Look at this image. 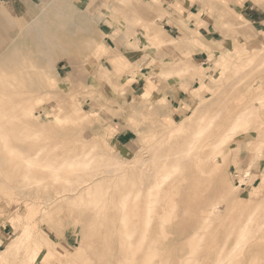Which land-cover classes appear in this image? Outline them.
Masks as SVG:
<instances>
[{"label": "rangeland", "instance_id": "374dc122", "mask_svg": "<svg viewBox=\"0 0 264 264\" xmlns=\"http://www.w3.org/2000/svg\"><path fill=\"white\" fill-rule=\"evenodd\" d=\"M56 1L58 0H4L18 22L6 32L7 35L14 34L19 27L27 26L38 17L48 24L50 39L49 43L41 44L37 51L29 52V58L23 60L24 66L21 65L20 68H27L23 69V74L27 73L24 74L25 77H6L7 82L19 83L20 87H16L17 91L11 98L4 96L6 101L2 102V106L9 110L10 107H17L19 103L32 100L35 114L32 119H24L22 122L16 120V125L9 126L12 135L15 133L14 136L18 135L21 141L15 137L10 144L13 146V153L8 152L7 155L4 151L6 157L3 162L0 159V251L10 246L7 254L0 255V264H124L122 257L125 264H264V166L262 172H257L261 160L260 145L264 143V37H255L248 47H239L237 44L232 46L231 40L225 42L227 45L217 44L215 51L221 56L218 63H209L210 72L205 76V73L199 70L200 64L196 65L191 61L157 64L156 59L163 55V50L168 51L178 46V42L174 40L167 42L160 39V24L158 25L154 18L164 17V10L161 9V14H157L155 10L157 5L162 6L161 1ZM211 1L215 5L221 2ZM221 9H215V12L219 16L229 17L231 22L225 25L217 24L216 28L221 33L225 29L228 30L227 38L230 39L228 36H235L240 30L249 28L246 22L237 17L232 19L231 15ZM66 22L69 23L68 26ZM103 23L119 28V32L124 31L128 47L134 50H139L140 44L131 40V37L137 40V35L142 32L136 29H145L149 25L155 33L149 35V43L145 44L144 59L148 58L150 61L134 64L129 70L130 65L123 72L110 71L103 66L104 63L96 62L98 59L94 60L95 51L100 48H97L98 44L94 42L96 38L93 40L91 37H94L95 31ZM79 26L83 27V31ZM20 38L19 46L23 48L24 44ZM87 38L89 40H85ZM192 41L197 46L201 44L196 39ZM53 42L58 45H52ZM61 47H65L67 52H63ZM50 62L52 66H49ZM61 65H66L64 78H59L57 74ZM141 67L143 71L136 72ZM93 68L100 72L95 75ZM165 72L170 74H164L154 80V86L153 82L147 79V74L156 76ZM138 76L144 79L140 81V88L134 92L130 86ZM204 76L206 85H202ZM180 81L185 84L193 83L194 87L199 89L194 90L193 95L188 96V99L183 100L181 107L175 109L169 102L167 93L176 91V83ZM144 86L143 95H138L143 92ZM78 106L89 112L90 116L84 122L72 120L74 115L71 113L75 114ZM14 110L16 112L18 109ZM14 110L8 111L9 119L15 114ZM65 114L67 115L64 116ZM211 114L214 115L215 125L207 132V139L200 144L229 137L227 142L216 156L213 155L215 158L211 155L213 148L209 146L200 148L201 151L197 149L190 156H184L181 148H186L191 143V134L197 128V122H208ZM238 114L239 122L236 121ZM122 125L134 130L133 140L130 144L118 148L111 144V138L118 130L117 127L121 128ZM15 152L19 154L16 155ZM195 154H202L203 157L201 155L198 157L200 159L196 160ZM76 158L89 162L84 164L85 166L77 167L79 176L86 173L104 174L101 173L104 170L118 174L115 176L112 172L114 175L106 177L108 180L104 177V181H99L94 191L86 189L87 192L82 195L74 194L78 198L74 195L55 196L54 192L57 190L77 186V179V182L75 179L66 181L70 170L65 168L59 171L60 180L54 181L48 189L43 185L29 183L24 190L23 186L22 190H18L16 184L22 180V172L30 170L32 173L36 172V175L44 174L46 180H51V166ZM5 159L10 166L7 163L2 165L6 162ZM25 159L35 160V163L38 160L39 166L29 169L23 166ZM177 163L180 168L171 173L172 178L163 182L160 191H157L159 193H153L157 189L154 187V177L173 169V165ZM198 171L201 174H198ZM246 171L249 172L248 176ZM76 173L78 171L72 175L73 178H77ZM141 191L144 198L153 193L152 199H158L157 203L153 202L155 207L152 204V214L148 211L149 203L148 207L144 206L149 199L146 198L147 201L141 198ZM131 193L141 197L133 195V198ZM155 194L156 196H153ZM119 196L123 202L125 200V204L132 203L131 207H127L128 211L126 206H123L124 211L120 210L123 203ZM39 198L44 199L43 203L47 204L37 205L36 200ZM54 198H58L57 202ZM136 199L140 200L142 205L139 206L140 203L138 204ZM117 203H120V208ZM44 206L48 207V212L41 216L39 207ZM205 207L208 210H205ZM146 213L150 214L149 218L144 217L148 215ZM142 216L147 220H142ZM131 217H137L135 222ZM163 218H166V221ZM122 225L123 228H120ZM131 229L134 234H128V238L125 233L131 232ZM143 232H146L145 236L141 235ZM141 236L144 239L150 236L149 240L146 239V244ZM141 239L144 247L140 243ZM132 243L133 250L129 248ZM125 248L130 251H124ZM134 249H140L142 255L134 252ZM144 254L151 256L149 260L155 257V261L152 259V263ZM129 255L132 257H128ZM139 256L142 257L141 261ZM133 257L139 261H130Z\"/></svg>", "mask_w": 264, "mask_h": 264}, {"label": "crops", "instance_id": "0c3cea01", "mask_svg": "<svg viewBox=\"0 0 264 264\" xmlns=\"http://www.w3.org/2000/svg\"><path fill=\"white\" fill-rule=\"evenodd\" d=\"M147 1V0H144ZM162 6L157 5L155 10L157 14H161V9L164 10V17L154 18L161 28L162 37L160 39L166 40L167 42L176 41L178 42L177 48H170L168 51L163 50L156 59L157 64L162 62H168L170 64L179 63L180 61H191L193 64H200V72H204L205 76L210 72L208 69L211 68L209 63H218L221 54H217L215 51L216 45L223 46L225 42L231 40L232 46L236 44L239 47H248L251 45V41L257 38L264 37V0H221L219 4H214L211 0L199 1V0H159ZM213 3V5L210 3ZM161 5V4H160ZM160 7V8H159ZM223 9L231 18H239L243 22H246L248 27L245 31L240 30L235 36H228L224 30L222 33L217 30L216 25H225L230 23L229 17L219 16L215 12V9ZM150 11V9H149ZM217 11V10H216ZM141 34L137 35V40L133 39L140 44L139 50H134L128 47L127 37L125 32H119V28L113 27L110 24L103 23L95 31L94 37L97 41L96 62L100 61L104 63V67L108 69L123 72L128 66L129 70L134 64L140 62H149L148 58L144 59L145 56V44L149 43V35L154 34L149 25L143 29L142 27L137 28ZM186 31V32H185ZM145 42H144V40ZM201 42L200 46H197L192 40ZM131 41V43H133ZM184 41V42H183ZM231 44V43H230ZM162 46V44H158ZM227 45V44H226ZM98 51V52H97ZM160 52V51H159ZM222 53V52H221ZM217 58V59H216ZM209 60V61H207ZM116 62L121 64L117 65ZM66 65H61L57 69L59 78H64V68ZM162 67V66H160ZM141 69H137L136 72H142ZM142 70V71H141ZM68 73V72H66ZM203 73V74H204ZM200 78L204 81L203 84H207L206 77ZM142 76L136 77L131 84V90L137 91L140 85V81H143ZM197 79V80H200ZM147 84V82H146ZM145 84V86H146ZM187 84V83H186ZM185 82L176 83V91L168 92L167 96L171 105L176 109L181 107L183 100L188 99V96H192L193 91L198 90L199 87H194L195 84H187ZM138 94L143 95L145 91ZM201 86V85H200ZM201 88V87H200ZM137 95V94H136ZM117 127L111 138V144L118 148L130 144L133 140V129L129 127ZM261 149V160L259 163L258 173L262 172L264 166V143L260 145Z\"/></svg>", "mask_w": 264, "mask_h": 264}, {"label": "bare ground", "instance_id": "6f19581e", "mask_svg": "<svg viewBox=\"0 0 264 264\" xmlns=\"http://www.w3.org/2000/svg\"><path fill=\"white\" fill-rule=\"evenodd\" d=\"M29 1V0H28ZM32 1V0H31ZM59 1V0H58ZM58 1H56V2H58ZM152 1H154V0H152ZM36 2V1H35ZM42 2H44V0H42ZM41 2V3H42ZM60 2H62V1H60ZM67 2V1H66ZM65 2V3H66ZM71 1L69 0V3H70ZM12 3V2H11ZM25 3V2H24ZM52 3V2H51ZM64 3V4H65ZM90 3V2H89ZM100 3H102V1L100 2ZM211 3V2H210ZM27 4V3H26ZM36 4V3H35ZM58 4V3H57ZM91 4V3H90ZM94 3H92V5H93ZM212 5H213V3H211ZM9 5V4H8ZM62 5V4H61ZM101 5V4H100ZM108 5V4H107ZM118 5V4H117ZM66 6V5H65ZM75 6V5H74ZM119 6V5H118ZM121 6V5H120ZM130 6V5H129ZM57 7V9H58V5L56 6ZM114 7V6H113ZM123 7V6H122ZM121 7V8H122ZM27 8H28V6H27ZM125 8V7H124ZM160 8V7H159ZM30 9V8H29ZM28 9V10H29ZM44 9V11H45V8H43ZM65 10L67 9V8H64ZM68 9H69V5H68ZM59 10H60V8H59ZM74 10V9H73ZM73 10L71 11V12H73ZM79 10V9H78ZM89 10V9H88ZM87 10V11H88ZM122 10H124V9H122ZM222 10V9H221ZM58 11V10H57ZM63 11V10H62ZM86 11V12H87ZM95 11V10H94ZM219 11V10H218ZM225 11V10H224ZM43 12V11H42ZM58 12H60V11H58ZM83 12V11H82ZM93 12V11H92ZM96 12V11H95ZM220 12V11H219ZM61 13V12H60ZM78 13H79V11H78ZM29 14V13H28ZM72 14H74V13H72ZM76 14V13H75ZM95 14V13H94ZM41 15V14H40ZM57 15V14H56ZM56 15H55V18H56ZM62 15H63V13H62ZM69 15V14H68ZM97 15V14H96ZM96 15H94L95 17H96ZM103 15V14H102ZM224 15V14H223ZM231 15V14H230ZM37 16H39V15H37ZM91 16H92V14H91ZM225 16V15H224ZM58 17V16H57ZM60 17V16H59ZM58 17V18H59ZM62 17V16H61ZM68 17V16H67ZM67 17H64V18H67ZM71 17H74V16H71ZM128 17V16H127ZM126 17V18H127ZM130 17V16H129ZM75 18V17H74ZM92 18V17H91ZM101 18H102V16H101ZM95 20H96V18H94ZM67 22H69V20L68 19H65ZM70 20H71V18H70ZM93 20V19H92ZM94 20V21H95ZM33 22L32 23H30V24H27V26H25L24 25V23H23V25L25 26H23L22 28L21 27H19V29L14 33V34H9V35H7V31L10 29V28H12V26L13 25H15L16 24V22H17V19H16V17L12 14V12L10 11V9L8 8V6L4 3V0H0V159H2V162H3V159L6 157L5 155L7 154L8 155V152L9 153H13V151H14V149H13V146H11L10 144L12 143L11 141L12 140H15L14 138L16 137L17 139H18V135L17 136H14V134L12 135V133H11V130H10V128H9V126L10 127H12L13 125H16L15 124V122H16V120L17 121H21V120H24V119H32L33 118V115L35 114H33V112H35V110L33 111V103L30 101V100H27L26 102H24L23 104H20L19 103V105H17V107H15L14 106V108L13 107H10L9 108V110L8 109H6V108H4L3 106H2V102L4 101H6L5 100V98L7 97V96H10V98H11V96L12 95H14V93L17 91L16 89L18 88V87H20L16 82H7V80H6V77L9 75V76H12V78H14V77H25V75L27 74V73H24L23 74V72H24V70L23 69H27V68H20L21 67V65L23 64V60H25L26 58H29L28 57V53L29 52H31V51H37V49H40V47H41V44H44V43H49V39H50V32H49V29L47 28L48 26V24L47 23H45V22H43L42 21V19H40L39 20V18L37 17L36 19H33L32 20ZM98 21V20H97ZM100 21H101V19H100ZM53 22H55V21H53ZM65 22V21H64ZM66 22V23H67ZM96 22V21H95ZM154 22V21H153ZM156 22V21H155ZM18 23V22H17ZM61 23V22H60ZM66 23H62V24H66ZM76 23V22H75ZM74 23V24H75ZM68 24L69 23H67V25L66 26H68ZM100 24V23H99ZM76 25V24H75ZM60 27V26H59ZM80 27V26H79ZM66 28V27H65ZM83 28V27H82ZM82 28L80 27V30L81 31H83L82 30ZM130 28V27H129ZM60 29H62V28H60ZM75 29V28H74ZM64 30V29H63ZM66 30V29H65ZM85 30V29H84ZM87 30H88V28H87ZM233 30V29H232ZM59 31V30H58ZM67 32V31H66ZM186 32V31H185ZM228 33V32H227ZM76 34V33H75ZM125 34V33H124ZM22 39H21V38ZM86 37H88V35L86 36ZM21 39V41L23 42V48H20V46H19V41H18V39ZM91 38H93V40H94V38L95 37H91ZM57 39V38H56ZM129 39V38H128ZM85 40H89V38H87V39H85ZM91 40V39H90ZM94 42H96L97 43V41L96 40H94ZM184 42V41H183ZM51 43H52V41H51ZM93 43V42H92ZM91 43V45H93ZM21 44V43H20ZM52 45H55V46H57L54 42H53V44ZM61 46V45H60ZM54 47V46H53ZM63 50L64 49H66L65 47H61ZM157 49V48H156ZM62 50V51H63ZM171 50V49H170ZM40 51V50H39ZM61 51V52H62ZM66 50H64L63 52H65ZM67 52V51H66ZM164 52V51H163ZM158 53V52H157ZM64 54V53H63ZM39 56V55H38ZM62 56H64V55H62ZM41 57H42V54H41ZM65 58V57H64ZM87 59V58H86ZM75 62V61H74ZM27 63V62H26ZM49 63V62H48ZM71 65V64H70ZM22 66H24V65H22ZM46 66H47V64H46ZM49 66H52V64H51V62H50V65ZM49 66H47V67H49ZM181 69V68H180ZM179 69V70H180ZM23 70V71H22ZM93 70H94V74L95 75H97V72H100L98 69H96V68H93ZM27 71V70H26ZM45 72V71H44ZM183 72H185L184 71V69H183ZM46 73V72H45ZM45 73H44V75H45ZM92 73V74H93ZM164 74H170V73H160V75L158 74V75H156V76H153V75H151V74H147V79H148V81L149 82H153V86L155 85V82H154V80H156V79H158L159 77H161L162 75H164ZM38 75V74H37ZM155 75V74H154ZM47 76V75H46ZM19 79H21V78H19ZM26 80V79H25ZM12 81V80H11ZM23 81H24V79H23ZM27 81H28V79H27ZM35 81V80H34ZM26 82V81H25ZM31 82V81H30ZM37 82V81H36ZM163 82V81H162ZM24 83V82H23ZM32 84H34V83H32ZM23 86V85H22ZM28 86V85H27ZM26 86V88H28ZM17 87V88H16ZM32 87V86H31ZM21 90H22V87H21ZM24 90H26V89H24ZM23 90V91H24ZM27 91V90H26ZM4 96H5V98H4ZM16 97V96H15ZM29 97H31L30 95H29ZM33 97V96H32ZM31 97V98H32ZM26 98H28V97H26ZM62 101V100H61ZM16 102H18V101H16ZM15 104H17V103H15ZM68 104H70L69 102H68ZM74 105V104H73ZM75 106V105H74ZM212 106H213V104L209 107L210 109L212 108ZM68 108V107H67ZM70 108V107H69ZM78 108H79V106H78ZM14 109H18L16 112H15V110ZM65 109V108H64ZM10 110H14V113L15 114H13V116H10L11 117V119H9V112L8 111H10ZM82 110V108L80 109H76L75 110V114H73V113H71L72 115H74V116H72V120L74 121V122H84L85 121V119H87V118H89V112H87V111H81ZM207 110H208V108H207ZM13 112V111H12ZM69 112H70V110H69ZM68 112V113H69ZM200 112V111H199ZM67 113V114H68ZM67 114H65L64 116H66ZM212 115V114H211ZM63 116V117H64ZM213 117H214V115H212L211 117H209L210 119H209V121L208 122H197L198 123V126H197V128H196V130L191 134V136H193L192 137V141H191V143L189 144V145H187L186 146V148H181V152L184 154V156H186V155H191L192 153H194V152H196V150L198 149V151H201L200 150V148H203L204 146H209V147H211V148H213V154H211L212 156L214 155V156H216V153H219V150H220V148L227 142V139L229 138V137H222V138H219V139H217V140H215V141H213V142H211V143H208V144H204V145H201L200 143H202V142H204L206 139H207V132H209L210 130H211V128L215 125V122H213ZM65 118V117H64ZM69 118V117H68ZM218 118V117H217ZM202 119V118H201ZM204 119L205 118H203V121H204ZM65 120V119H64ZM70 121V120H68V121H70V122H73V121ZM67 121V122H68ZM236 121L237 122H239L240 121V115L238 114L237 115V117H236ZM22 122V121H21ZM28 125V124H27ZM66 128V127H65ZM27 130V129H26ZM25 131V130H24ZM26 132V131H25ZM24 132V133H25ZM19 133V132H18ZM29 133H31V132H29ZM21 134H23V133H21ZM20 134V135H21ZM24 135H27V134H24ZM23 137V136H22ZM33 137V136H32ZM20 138V137H19ZM38 138V137H37ZM29 139H31L30 137H29ZM28 138H27V140H29ZM19 141H21L20 139H18ZM17 142V141H16ZM22 143H24V142H22ZM14 145V144H13ZM209 147L207 148V149H209ZM15 148V147H14ZM17 149V148H16ZM15 149V150H16ZM18 150V149H17ZM180 150V149H179ZM205 150V149H204ZM4 151L5 152H7L6 154H4ZM19 151V150H18ZM58 151V150H57ZM209 151V150H208ZM178 152V151H177ZM17 153L18 152H15V154L17 155ZM169 153V152H168ZM19 154V153H18ZM22 154V153H21ZM170 154V153H169ZM179 154V153H178ZM204 154V153H203ZM12 155V154H11ZM195 155H197V154H195ZM202 154H198L197 155V158H196V160H198V159H200V158H198L199 156H201ZM10 156V155H9ZM35 156V155H34ZM83 156H85V155H83ZM170 156H171V154H170ZM181 156V155H180ZM188 156V157H189ZM213 156V157H214ZM12 157V156H11ZM19 157V156H18ZM86 157H87V155H86ZM176 157V156H175ZM182 157V156H181ZM202 157H203V155H202ZM25 158V157H24ZM38 158H39V156H38ZM215 158V157H214ZM16 159H17V157H16ZM15 159V160H16ZM31 159H32V157H31ZM46 159V158H45ZM85 159V157H83V160ZM89 158H87V160H88ZM168 159V158H167ZM170 159H171V157H170ZM178 159V158H177ZM185 159V158H184ZM190 159V158H189ZM211 159H212V157H211ZM8 160H9V158H8ZM23 160V159H22ZM26 160V163L25 164H23V166L25 165L27 168H29V169H32L34 166H39L38 164V160L36 161V163L34 162V161H32V160H27V159H25ZM82 159H75V160H70V161H65L64 163L62 162L60 165H57V166H51L50 168H52L53 167V170H51L52 172H51V174L53 175L52 176V178L53 179H48V180H46V175H44V174H41V176L38 174V175H36L35 173L36 172H34V173H32V172H30V170H27V171H25V172H22V174H21V177H22V180H20L19 181V184L17 185L16 184V186H18V190H19V188L21 189L22 188V186H23V190H24V188L26 187V184H29V183H31L32 185H36V186H38V185H43V187L44 188H49L50 186H52L54 183V181L56 182V181H58V180H60V170L61 169H63V168H65V169H68V171L70 170V172H69V174H68V177H67V180L66 181H71L72 179H77L78 180V183H77V186H72V187H68V188H63V189H61V190H57L56 191V189H55V191L56 192H54L55 193V196L56 197H64V196H72V195H74V194H76V195H78V194H80V195H82L84 192H87L86 191V189L88 190V189H91L92 191H94L97 187H98V182L99 181H104V177H105V180H108V178L106 179V177H111L112 175H114L115 174V172H113V171H106V170H104V172H101V173H104V174H100V173H95V174H89V173H86L84 176H79L80 175V171L79 170H77V167H81L82 165H84V164H89V162L88 161H83ZM208 160H210V159H208ZM1 161V160H0ZM4 161H6V159L4 160ZM24 161V160H23ZM40 161V160H39ZM182 161L184 162L185 160H183L182 159ZM203 161V160H202ZM211 161V160H210ZM186 162V161H185ZM198 161H196V163H197ZM200 162V161H199ZM207 162V161H206ZM7 163V161L5 162V163H2V165H4L5 166V164ZM18 163H19V161H18ZM201 163V162H200ZM204 163V162H203ZM1 164V163H0ZM8 164V163H7ZM6 164V165H7ZM14 164V163H13ZM17 164V163H16ZM48 164V163H47ZM210 164H212V161L210 162ZM9 166H10V164H8ZM18 165V164H17ZM44 165H46V164H44ZM43 166V165H42ZM85 166V165H84ZM195 166V165H194ZM207 166V165H206ZM213 166H215V165H213ZM14 167H16V165H14ZM44 167V166H43ZM46 167H47V165H46ZM197 167H198V164H197ZM17 168V167H16ZM20 168V167H19ZM48 168H49V165H48ZM49 168V169H50ZM180 168V164L179 163H177V164H174L173 165V169H171V170H169L168 172H166V173H163V174H161V175H156L155 177H154V180H153V182H154V187H156L157 189H155L156 191H154L153 193H159V192H157L158 190H159V188L161 187V185L163 184V182L165 183L167 180H168V178H170L171 177V173L173 172V171H175V170H177V169H179ZM1 169V168H0ZM34 169V168H33ZM196 169V168H195ZM34 171V170H33ZM36 171V170H35ZM62 171V170H61ZM76 171H78V173H76L77 174V178H73L72 177V175L73 174H75V172ZM98 171V170H97ZM102 171H103V169H102ZM164 171V170H163ZM201 171V170H200ZM202 171H203V169H202ZM1 172V171H0ZM42 172V171H41ZM114 174H113V173ZM118 172V171H117ZM156 172V171H155ZM197 172V171H196ZM195 172V173H196ZM3 174V173H2ZM118 174V173H117ZM117 174H115V176H117ZM155 174V173H154ZM198 174H201V173H199V171H198ZM205 174V173H204ZM186 175V174H185ZM249 175V172L248 171H246V176H248ZM2 176V175H1ZM3 176H5V174L3 175ZM2 176V177H3ZM114 176V177H115ZM119 176V175H118ZM187 176H188V174H187ZM186 176V177H187ZM201 176V175H200ZM1 177V178H2ZM48 177V176H47ZM114 177H112V178H114ZM120 177V176H119ZM185 177V176H184ZM183 177V178H184ZM117 178V177H116ZM172 178V177H171ZM65 179V178H64ZM115 179V178H114ZM118 179V178H117ZM134 179V178H133ZM132 179V180H133ZM198 179H200V177L198 178ZM4 180H5V178H4ZM8 180V179H7ZM77 180H76V182H77ZM116 180V179H115ZM3 181V180H2ZM243 181V180H242ZM241 181V182H242ZM5 182V181H4ZM33 182L35 183V184H33ZM21 183V184H20ZM23 183V184H22ZM113 183V182H112ZM133 183V182H132ZM168 183V182H167ZM170 183V182H169ZM14 184V183H13ZM30 184V186H32ZM56 184V183H55ZM138 185V184H137ZM145 185V184H144ZM147 185H148V183H147ZM166 185V184H165ZM5 186V185H4ZM13 186V185H12ZM29 186V185H28ZM28 186H27V188H28ZM140 186V185H139ZM138 186V187H139ZM14 187V186H13ZM33 187H35V186H33ZM54 187V186H53ZM129 187V186H128ZM146 187V186H145ZM120 188V187H119ZM151 188V187H150ZM16 188H14V190H15ZM21 189V190H22ZM31 189V188H30ZM35 189V188H34ZM43 189V188H42ZM132 189H133V186H132ZM40 190V189H39ZM46 190V189H45ZM135 190V189H134ZM134 190L132 191V192H134ZM47 191V190H46ZM51 191V190H50ZM125 191V190H124ZM160 191V190H159ZM16 192V191H15ZM21 192V191H20ZM40 192V191H39ZM137 192H139V190L137 191ZM136 192V193H137ZM142 192V195H141V193H140V195L141 196H143V191H141ZM29 193V192H28ZM111 193H112V191H111ZM125 193V192H124ZM123 193V196L125 195ZM135 193V192H134ZM153 193H151V194H153ZM16 194H17V192H16ZM22 194V193H21ZM30 194V193H29ZM128 194H129V192H128ZM132 194V196L134 195L133 193H131ZM146 194V193H145ZM151 194H148L149 196H147V197H145L144 198V196L143 197H141V196H139V194H137L135 197H141V198H144V199H149V201L147 202V204L146 205H144V206H147L148 207V203H149V208H148V211H149V213H151L152 214V212H150L151 210H152V208H153V202L155 201V200H153L152 199V195ZM18 195V194H17ZM36 195H38V194H36ZM116 195V194H115ZM114 195V197H116ZM122 195V194H121ZM120 195V196H121ZM126 195H127V193H126ZM159 195V194H158ZM191 195V194H190ZM18 196H20V194L18 195ZM39 196V195H38ZM44 196V195H43ZM42 196V197H43ZM50 196V195H49ZM54 196V197H55ZM119 196V197H120ZM134 196H133V198H134ZM153 196H156V194L155 195H153ZM35 197V196H34ZM66 197V198H67ZM74 197H76L75 195H74ZM109 197H110V195H109ZM108 197V198H109ZM113 197V199H115ZM149 197V198H148ZM159 197V196H158ZM29 198V197H28ZM76 198H78V196L76 197ZM130 198H132L131 196H130ZM129 198V199H130ZM138 198V199H139ZM153 198H155V197H153ZM30 199V198H29ZM55 199V201L57 202V200H58V198H57V200H56V198H54ZM110 199V198H109ZM108 199V200H109ZM112 199V200H113ZM120 199L122 200V197H120ZM35 200V199H34ZM42 200V201H41ZM41 200H40V198L39 199H37L36 200V203H37V205H41V203H43V201H44V199H42L41 198ZM51 200V199H50ZM53 200V199H52ZM67 200V199H66ZM72 200V199H71ZM134 200V199H133ZM137 200V199H136ZM142 201H143V199H141ZM158 200V199H157ZM156 200V201H157ZM154 202V203H157V202ZM208 201V200H207ZM108 202V201H107ZM111 202V201H110ZM116 202V201H115ZM120 202V201H119ZM133 202V201H132ZM138 204L140 203V200L138 201H136ZM52 203H54V202H52ZM51 203V204H52ZM121 203V202H120ZM120 203H117V205L119 206V204ZM122 208L120 209L121 211H122V209H123V206L127 209V207L128 206H132V203L130 204V205H127V204H125L126 202H125V200H124V202H123V200H122ZM145 203V202H144ZM44 205L45 204H47V203H43ZM43 204L41 205V206H43ZM56 204V203H55ZM138 204L136 205V207L138 206ZM153 204V205H152ZM49 205H50V203H49ZM135 205V204H134ZM140 205H142L141 203L139 204V206ZM150 205H152V206H150ZM175 205V204H174ZM130 206V207H131ZM215 206V205H214ZM214 206H213V208H214ZM121 206H119V208H120ZM135 207V208H136ZM154 207H155V205H154ZM203 207V206H202ZM210 207V206H209ZM47 206H44V207H39V209L41 210V212L39 211V209H38V212H40L41 213V216H42V214L44 215L45 214V212L47 211ZM107 208H108V206H107ZM129 208V207H128ZM135 208H133V209H135ZM211 208V207H210ZM115 209V208H114ZM137 209V208H136ZM135 209V210H136ZM154 209V208H153ZM93 210V209H92ZM125 209H123V211H124ZM131 210H132V208H131ZM138 210V209H137ZM137 210H136V213H138L137 212ZM204 210V209H203ZM205 210H208V209H206V207H205ZM213 210V209H212ZM105 211V210H104ZM120 211V212H121ZM127 211H128V209H127ZM126 211V212H127ZM129 211H130V209H129ZM138 211H140V209L138 210ZM152 211H154V210H152ZM48 212V211H47ZM134 212V210H132V213ZM141 212V211H140ZM144 212V211H143ZM147 212V211H146ZM209 212H210V210H209ZM123 213V212H122ZM121 213V214H122ZM132 213H130L131 215H132ZM141 214H143V213H141ZM140 214V215H141ZM146 214H148V213H146ZM206 214V213H205ZM208 214V213H207ZM211 214V213H210ZM124 215H127L128 216V214H124ZM135 215V214H134ZM40 216V217H41ZM126 216V217H127ZM144 216V215H143ZM142 216V217H143ZM148 217L149 218V216H150V214H148V215H145L144 217ZM124 216H122V218H123ZM138 217V216H137ZM136 217V218H137ZM141 217V216H140ZM144 217L143 218H141L142 220L144 219ZM146 217V218H147ZM122 218H121V220H122ZM134 218V217H133ZM132 217H131V220H134L133 222H135V219H133ZM144 219V220H147V219ZM130 219V218H129ZM138 220H140V218L138 217L137 218ZM164 219V218H163ZM38 220V219H37ZM165 221H166V218L164 219ZM137 221V220H136ZM35 222V221H34ZM121 222H123V221H121ZM132 222V223H133ZM41 223V222H40ZM131 223V224H132ZM139 223V222H138ZM122 224V223H121ZM128 224H129V222H128ZM147 224H149L148 222H147ZM124 225V224H123ZM123 225H122V227H120V228H123ZM125 226H127L128 227V225H125ZM137 226H138V224H137ZM127 227H125V229L127 228ZM129 227H131L130 225H129ZM132 228V227H131ZM134 228V227H133ZM124 229V230H125ZM123 230V231H124ZM129 230V229H128ZM139 229H137V231H138ZM141 230H143V229H141ZM151 230V229H150ZM148 231V230H147ZM126 231H124V233H125ZM140 232V231H139ZM144 233V232H143ZM127 234V235H126ZM128 234H130V236L131 235H133L134 234V231H133V234H132V229H131V232H129L128 233V231H127V233H125V235L126 236H129ZM137 234V233H136ZM145 234H146V232L144 233V234H141V235H143V236H145ZM123 235V234H122ZM121 235V236H122ZM125 235H123V236H125ZM151 235V234H150ZM161 235H163V233H161ZM123 236L121 237V239H123ZM130 236L128 237V238H130ZM139 236V235H138ZM143 236H141V238L143 237ZM160 236V235H159ZM165 236V235H164ZM168 236V235H167ZM126 238V237H125ZM133 238H134V236H133ZM133 238H131L132 240H134ZM138 238V237H137ZM148 237L146 236V239H147ZM149 238H150V236H149ZM149 238L147 239V240H149ZM160 238V237H159ZM168 238V237H167ZM194 238V237H193ZM130 239V240H131ZM143 239H144V237H143ZM146 239H144L145 241H144V243L146 244ZM158 239V238H157ZM137 240V239H136ZM142 240V239H141ZM156 241V240H155ZM122 242V241H121ZM130 242V241H129ZM133 242V241H132ZM148 242V241H147ZM153 242V241H152ZM11 243L12 242H10L9 243V245H11ZM131 243V242H130ZM140 243H142L141 245L143 246V240H142V242L140 241ZM125 244V247H126V243H124ZM133 244L134 243H132V245H131V247H129L130 249H132V248H134V246H133ZM144 244V245H145ZM155 244V243H154ZM138 245H139V243H138ZM141 245H139L141 248H143ZM150 245H152V244H150ZM198 245V244H197ZM133 246V247H132ZM149 246V245H148ZM156 246V245H155ZM10 246H8L4 251H0V255H5V254H7L8 252H9V250H8V248H9ZM124 246H122V249H124L123 248ZM139 247V248H140ZM152 247V246H151ZM157 247V246H156ZM101 248V247H100ZM128 248V247H127ZM127 248H125V250L124 251H126V249ZM138 248V247H137ZM146 248H147V246H146ZM153 248V247H152ZM158 248V247H157ZM239 248V247H238ZM151 249V248H150ZM150 249H146V250H150ZM133 250V249H132ZM138 250V249H137ZM135 251V249H134V252H137L138 254L140 253L139 251H140V249H139V251ZM143 250H144V248H143ZM143 250H141V252L143 253ZM153 250V249H152ZM238 250H240V249H238ZM99 251V250H98ZM120 251V250H119ZM123 251V250H122ZM127 251H130V250H127ZM126 251V252H127ZM155 251H157V250H155ZM236 251H237V249H236ZM126 252H124V253H126ZM148 251H146V253H147ZM153 251H151V253H152ZM116 253V252H115ZM114 253V254H115ZM149 253V252H148ZM154 253V252H153ZM161 253V252H160ZM227 253V252H226ZM240 253V252H239ZM113 254V255H114ZM123 254V253H122ZM129 254H131V253H129ZM134 254V253H133ZM138 254H136V255H138ZM141 254V253H140ZM158 254H159V252H158ZM197 254V253H196ZM109 255V254H108ZM112 255V254H111ZM116 255H118L119 256V254H116ZM121 255V254H120ZM127 255V254H126ZM135 255V256H136ZM142 255V254H141ZM151 255V254H150ZM134 256V255H133ZM144 256H145V254H144ZM154 255H152V257H153ZM156 256V255H155ZM232 256V255H231ZM114 257V256H113ZM116 257V256H115ZM120 257H122V255L120 256ZM125 257H127V256H125ZM128 257H132V256H128ZM145 257H147V256H145ZM149 257H151V256H148L147 257V259L149 260ZM111 258V257H110ZM142 258V257H141ZM141 258H140V256H139V260L141 261ZM154 259H155V257H153ZM152 258V259H153ZM230 258V257H229ZM71 259V258H70ZM138 259H136V257H135V260H138ZM152 259H150L151 260V262L153 263V260ZM156 259H158V258H156ZM122 260H123V262H124V264H125V261H124V257H122ZM121 260V261H122ZM135 261L134 260V257H133V259L131 258V260L130 261ZM138 260V261H139ZM143 260H145L144 258H143ZM149 260V261H150ZM234 260H236V259H234ZM107 261V260H106ZM119 261V260H118ZM129 261V262H130ZM147 261V260H146ZM148 261V262H149ZM155 261V260H154ZM157 261V260H156ZM240 261V260H239ZM73 262V261H72ZM126 262H127V260H126ZM158 262V261H157ZM161 262V261H160ZM208 262V261H207ZM206 262V263H207ZM233 262V261H232ZM231 262V263H232ZM241 262V261H240ZM86 263V262H85ZM88 263V262H87ZM105 263V262H104ZM108 263V262H107ZM113 263V262H112ZM159 263V262H158ZM157 263V264H158ZM234 263V262H233ZM232 263V264H233ZM72 264V263H71ZM84 264V263H83ZM110 264V263H109ZM133 264H135V263H133ZM144 264H151L150 262L149 263H144ZM161 264V263H160ZM230 264V263H229Z\"/></svg>", "mask_w": 264, "mask_h": 264}]
</instances>
